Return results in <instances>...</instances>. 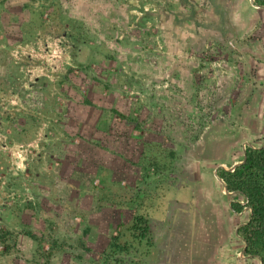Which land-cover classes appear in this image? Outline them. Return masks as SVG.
I'll use <instances>...</instances> for the list:
<instances>
[{
    "label": "rangeland",
    "instance_id": "1",
    "mask_svg": "<svg viewBox=\"0 0 264 264\" xmlns=\"http://www.w3.org/2000/svg\"><path fill=\"white\" fill-rule=\"evenodd\" d=\"M217 1L221 13L206 0L189 2L201 26L182 21V39L165 41L175 51L164 58L166 74L150 54L165 50L158 20L191 7L0 0V169L8 163L0 171V264H204L214 251L215 209L224 243L235 241L231 253L244 248L237 230L249 219L247 202L215 173L263 144L264 6ZM182 98L178 113L172 107ZM162 111L180 117L162 119ZM98 116L111 129L101 136L106 150L87 153L83 136ZM180 177L193 185L184 204L173 199ZM134 215L148 220L142 241L126 230Z\"/></svg>",
    "mask_w": 264,
    "mask_h": 264
},
{
    "label": "crops",
    "instance_id": "2",
    "mask_svg": "<svg viewBox=\"0 0 264 264\" xmlns=\"http://www.w3.org/2000/svg\"><path fill=\"white\" fill-rule=\"evenodd\" d=\"M176 2L179 3V9L180 10H183V11H187V7H191V10L189 12L188 15L184 16V17H177L175 18L174 17V14H172L171 18L169 17V14L166 13V15L164 16V18H159L158 20V24L160 26V30L159 31V34H160V40L162 39V46H165V41L167 42V44L172 40H178V39H182V34H180V30L181 29V22L184 21L186 22L187 25H192V24H195L197 26H201L200 22H198V19H195V18H198V12H199V9L196 10L193 8V5L189 4V2H192L193 0H188L186 3H182L180 0H175ZM208 1V0H206ZM209 2V1H208ZM193 4V3H192ZM193 32V31H192ZM175 34V35H174ZM198 34V32H195L191 35V41L193 42L194 39H196V35ZM182 35V36H180ZM154 38V35L152 34L151 38L150 39H153ZM168 46V45H167ZM167 46L163 47L165 50H160L158 49L157 46H154V48L156 49L155 51H152L150 53V49L145 47L143 48L144 51H149V53L151 55H153V57H155L156 59L159 58L160 60V65L159 62L158 63H155L154 64V69L156 68V70L159 68L160 70L164 71L166 74H168V72L170 71L169 68H165L166 65H168V61H164V58H167L170 56H173L174 55V52H171V51H168V48ZM180 49V48H179ZM179 49H176L177 51V54L179 55L180 53V50ZM174 50V49H173ZM196 52H201V49L198 48L196 49ZM164 55V57H163ZM160 56V57H158ZM163 57V59H162ZM168 60V59H166ZM178 69H180V67H178ZM170 81H172L170 79ZM174 81V80H173ZM161 81H159L160 83ZM163 82V85H167L169 83V80H164L162 81ZM158 81H156L155 84H157ZM97 91H101V87H103V84L101 83H98L97 82ZM99 93V92H98ZM168 99V98H167ZM187 101V99H178V100H175V103H176V108L172 107L173 109H175L176 112H181L182 111V105L180 104L181 102L182 103H185ZM164 102L166 103H169V99L168 100H164ZM173 111V110H171ZM176 113H169L168 114V111L165 112V111H162V114H161V118H178L180 117L179 114ZM102 120V121H100ZM166 120V119H165ZM98 123H96V125H93V127H95V129H90L91 131H88V134L84 135L83 138H84V141L85 142V149H86V152L89 153L91 151L89 150H95L94 149V146H96V150H97V153H100V152H105V148H106V144H105V141L103 142V138L101 136H105L107 134H110L111 133V129L107 127H105L103 124V118H100L98 116ZM172 130V132H178V128H170ZM158 131V130H157ZM159 131H165V126H162V128H160ZM168 131V128H166V132ZM96 132V133H95ZM114 132V131H113ZM161 133V134H163ZM93 135H96L98 139V143L97 145H94V144H91V141L95 139V137ZM155 141L159 142L161 144V146L163 147V140L162 138H155ZM164 145H167V144H164ZM105 147V148H104ZM98 160V157L96 158ZM108 159L111 160V155H108ZM238 165V164H235V166ZM105 166H108L107 164H105ZM219 168H222V166ZM224 169V168H223ZM217 174V169H216V173L215 175ZM88 183H89V180H88ZM192 186L191 184H187L186 186L183 185V182H182V179L180 177V179L178 180V182L174 185V187H172V190L175 191L176 193H174L173 195V199L178 202V203H186L187 201H189L191 199V195L193 194V189H192ZM87 189V187H86ZM181 192V195H178L177 192ZM170 194V192H169ZM169 194L166 195V198L169 197ZM165 198V199H166ZM163 196H161L160 198V204H159V208H158V215H162L165 213V208L166 206L163 205ZM218 211V212H217ZM220 211V212H219ZM216 213L215 215H217V218L213 221L215 224L213 225L214 228H216L215 230V236H214V240H213V245H214V251L213 253L206 259V261L204 262V264H249V262L251 261L250 258H252L251 256L250 257H247V258H244L241 253L242 251H245L244 248H241L240 251L236 252V256L233 255L231 252L234 250L235 248V241L234 240H230L228 241V245H226L225 242V239L226 237L224 236V225L221 223V220H220V215L222 214L221 210L219 209H215V212ZM157 214V213H156ZM236 231V230H235ZM209 234V233H207ZM210 235L207 236V240H208V237ZM223 247H226L228 249V252L227 251H224Z\"/></svg>",
    "mask_w": 264,
    "mask_h": 264
},
{
    "label": "trees",
    "instance_id": "3",
    "mask_svg": "<svg viewBox=\"0 0 264 264\" xmlns=\"http://www.w3.org/2000/svg\"><path fill=\"white\" fill-rule=\"evenodd\" d=\"M186 3L188 0H180ZM220 13L224 10L217 0H208ZM264 6V0H259ZM228 23H231L230 21ZM245 160L236 165L232 170L219 168L217 175L225 182L227 191L241 195L250 208L249 219L237 230L239 236L245 241V253L252 257H260L264 264V138L259 147L248 146L245 149ZM6 163L0 171L7 169ZM232 209L240 211L238 202L231 203ZM130 236L142 241L149 233L148 220L142 215H134L126 229ZM33 238L32 234H26ZM114 239V245L122 251H128L130 242H118ZM133 264H141L134 262Z\"/></svg>",
    "mask_w": 264,
    "mask_h": 264
},
{
    "label": "water",
    "instance_id": "4",
    "mask_svg": "<svg viewBox=\"0 0 264 264\" xmlns=\"http://www.w3.org/2000/svg\"><path fill=\"white\" fill-rule=\"evenodd\" d=\"M245 157H246V154H245V149H244V156H243V159H242L238 164L242 163V162L245 160ZM234 167H235V165L231 166L229 170H232ZM216 176H217V178L220 180L221 184L223 185L224 190L227 191L225 182H224V181H223V180H222L217 174H216ZM227 192H228V191H227ZM228 193H229V192H228ZM249 210H251V209L249 208ZM243 224H244V223H243ZM243 224H242V225H243ZM242 225H241V226H242ZM240 238H241V237H240ZM241 239H242V238H241ZM242 240H243V239H242ZM243 242H244V244H245V246H244V249H245V247H246V243H245L244 240H243ZM250 256H251V255H250ZM254 257L258 258L260 264H262V261H261L260 257H258V256H254Z\"/></svg>",
    "mask_w": 264,
    "mask_h": 264
},
{
    "label": "flooded vegetation",
    "instance_id": "5",
    "mask_svg": "<svg viewBox=\"0 0 264 264\" xmlns=\"http://www.w3.org/2000/svg\"><path fill=\"white\" fill-rule=\"evenodd\" d=\"M263 6V5H262Z\"/></svg>",
    "mask_w": 264,
    "mask_h": 264
}]
</instances>
